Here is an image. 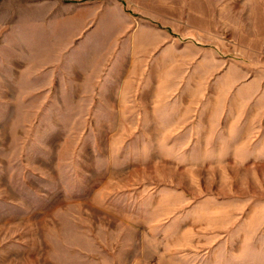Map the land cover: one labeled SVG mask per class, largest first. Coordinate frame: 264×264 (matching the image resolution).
<instances>
[{"label":"rangeland","instance_id":"1","mask_svg":"<svg viewBox=\"0 0 264 264\" xmlns=\"http://www.w3.org/2000/svg\"><path fill=\"white\" fill-rule=\"evenodd\" d=\"M0 264H264V0H0Z\"/></svg>","mask_w":264,"mask_h":264}]
</instances>
